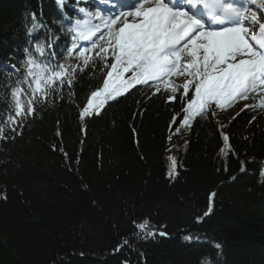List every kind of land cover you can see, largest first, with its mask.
Segmentation results:
<instances>
[{
	"label": "trees",
	"instance_id": "obj_1",
	"mask_svg": "<svg viewBox=\"0 0 264 264\" xmlns=\"http://www.w3.org/2000/svg\"><path fill=\"white\" fill-rule=\"evenodd\" d=\"M59 6L0 0V117L33 42L45 41L50 60L81 64L56 30L65 33L54 15L70 16ZM32 14L39 27L29 35ZM102 67L76 71L71 87L57 84L0 139V264H264V109L231 122L236 114L217 110L182 126L179 92L169 101L163 90L137 86L82 120ZM221 132L231 148L224 158Z\"/></svg>",
	"mask_w": 264,
	"mask_h": 264
},
{
	"label": "snow or ice",
	"instance_id": "obj_2",
	"mask_svg": "<svg viewBox=\"0 0 264 264\" xmlns=\"http://www.w3.org/2000/svg\"><path fill=\"white\" fill-rule=\"evenodd\" d=\"M56 2L63 4L64 0ZM100 3L105 7L99 8L95 15L80 8L83 18H76L68 27L72 37L68 55L75 50L81 64L68 66L50 59L39 60L28 48L24 49V79L11 89L7 117H0V139L7 138V130L15 132L14 126L34 116L35 106L47 102L58 91L57 84L67 81L71 87L75 72H83L95 63L103 65L100 69L104 73L103 84L88 96L79 113L82 120L94 113L98 115L108 101L137 86L154 90V94L163 90L169 101L175 100L179 92V99L187 101L182 105V126H190L196 117H215L217 110L225 111L239 101L255 99L252 94L264 93V15L258 16V11L264 12V0H100ZM32 20V27L27 29L29 35L39 27L35 14ZM78 40L89 41L90 47H78ZM35 50L41 56L45 54L43 44L37 43ZM173 77L182 78L183 83H176ZM22 84L28 87L25 89ZM257 108L264 109V95L254 105L245 104L240 112ZM221 135L225 147L231 151L229 137L223 132ZM244 170L242 167L241 171ZM174 171L173 159L170 175ZM259 175L264 182V168ZM214 195L209 196L205 216L212 210ZM136 227L145 231L148 222ZM147 235L153 233L148 231ZM201 264L210 262L205 258Z\"/></svg>",
	"mask_w": 264,
	"mask_h": 264
},
{
	"label": "bare ground",
	"instance_id": "obj_3",
	"mask_svg": "<svg viewBox=\"0 0 264 264\" xmlns=\"http://www.w3.org/2000/svg\"><path fill=\"white\" fill-rule=\"evenodd\" d=\"M100 5H102V4H100ZM51 8H53V7H51ZM50 14L51 13H53V10H51V12H49ZM69 15L70 16H67V17H65L64 15H62V14H60V13H56L55 15H54V17L59 21V23L58 24H60L61 26H63V27H65L66 29H65V31H67L68 32V27H69V25H70V23L71 22H73L74 20H75V15L73 14V13H71L70 12V10H69ZM58 32H60V33H62V34H65V33H63L62 32V30L61 29H56ZM65 35H69V34H65ZM41 42V40H37V41H35V42H33L30 46H29V50H30V52L32 53V55L35 53V46H36V44L37 43H40ZM39 55H41L40 53H39ZM45 59H46V56H45ZM2 141H6V139H1Z\"/></svg>",
	"mask_w": 264,
	"mask_h": 264
},
{
	"label": "rangeland",
	"instance_id": "obj_4",
	"mask_svg": "<svg viewBox=\"0 0 264 264\" xmlns=\"http://www.w3.org/2000/svg\"><path fill=\"white\" fill-rule=\"evenodd\" d=\"M234 112V109H231V111L228 113V115L229 114H231V113H233ZM169 144H170V147H173L174 146V144L176 145L177 143H176V141L174 140V138H171L169 141ZM223 149H226V147H224ZM170 152H171V148L170 149H168ZM225 151L224 152H222L221 150H220V156L222 157V158H224L225 157ZM170 157L171 158H173V156H172V154H168V169H167V173L168 174H170V172H172V164H173V159H170ZM175 164H176V162H175ZM175 172V171H174ZM211 194H213V192L211 193ZM210 194V195H211ZM212 201H213V199H212ZM208 205H209V202H208Z\"/></svg>",
	"mask_w": 264,
	"mask_h": 264
}]
</instances>
